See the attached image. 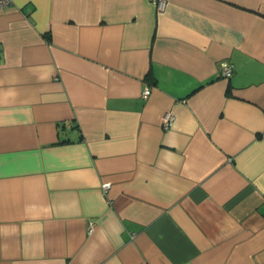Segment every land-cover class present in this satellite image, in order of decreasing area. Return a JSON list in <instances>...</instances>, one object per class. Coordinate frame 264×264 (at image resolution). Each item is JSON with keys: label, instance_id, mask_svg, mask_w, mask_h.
<instances>
[{"label": "crops", "instance_id": "1", "mask_svg": "<svg viewBox=\"0 0 264 264\" xmlns=\"http://www.w3.org/2000/svg\"><path fill=\"white\" fill-rule=\"evenodd\" d=\"M0 264H264V0L0 7Z\"/></svg>", "mask_w": 264, "mask_h": 264}, {"label": "built area", "instance_id": "2", "mask_svg": "<svg viewBox=\"0 0 264 264\" xmlns=\"http://www.w3.org/2000/svg\"><path fill=\"white\" fill-rule=\"evenodd\" d=\"M158 9H163V7L166 4V0H151ZM13 0H0V7H7L10 6L12 4ZM233 73V64L230 63L227 60H223L220 62V75L225 78V79H229L232 76ZM151 87L149 85L145 86L144 89L141 92V97L143 99H146L149 94H150V89ZM172 118V113L170 111L165 112L164 116H163V125L167 126L170 122ZM110 187V183L109 182H103L101 184V188L103 189V191H107Z\"/></svg>", "mask_w": 264, "mask_h": 264}]
</instances>
